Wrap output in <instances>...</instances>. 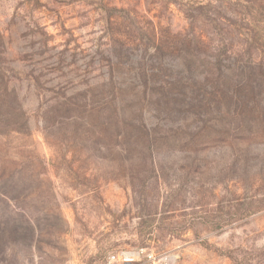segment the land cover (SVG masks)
<instances>
[{
	"label": "rangeland",
	"instance_id": "obj_1",
	"mask_svg": "<svg viewBox=\"0 0 264 264\" xmlns=\"http://www.w3.org/2000/svg\"><path fill=\"white\" fill-rule=\"evenodd\" d=\"M30 151L0 264H264V0H0L6 171Z\"/></svg>",
	"mask_w": 264,
	"mask_h": 264
},
{
	"label": "trees",
	"instance_id": "obj_2",
	"mask_svg": "<svg viewBox=\"0 0 264 264\" xmlns=\"http://www.w3.org/2000/svg\"><path fill=\"white\" fill-rule=\"evenodd\" d=\"M37 159L35 154L30 151V155L26 156V162L23 164H20V169H25L24 173L20 172L19 170L14 171H6L5 165L8 163L5 161V159H1L0 157V203L5 205H12L14 206L17 204L19 206L16 208L15 206L10 209V213H13L15 215H18L20 220H24L19 224V227L15 228L18 230L26 231L33 233L35 231H38V227L36 225V219L33 218V220L30 219V214L32 211L28 210L25 203H21V201L28 200L32 198V189L27 184L29 181V174L30 167L33 166V160ZM11 163V162H10ZM15 164V163H14ZM40 168L41 170L45 169V163L40 162ZM43 172V171H42ZM41 174V172H39ZM20 175L21 178L17 177L16 175ZM25 181V182H24ZM24 182V183H23ZM16 208V209H15ZM14 209V212H13ZM2 231H4V228H0V234L3 235ZM2 238V236H1ZM4 252V250H2Z\"/></svg>",
	"mask_w": 264,
	"mask_h": 264
},
{
	"label": "built area",
	"instance_id": "obj_3",
	"mask_svg": "<svg viewBox=\"0 0 264 264\" xmlns=\"http://www.w3.org/2000/svg\"><path fill=\"white\" fill-rule=\"evenodd\" d=\"M110 260L112 261H118L121 264H130L135 261L134 254L127 252V251H122L117 255H112L110 257Z\"/></svg>",
	"mask_w": 264,
	"mask_h": 264
}]
</instances>
